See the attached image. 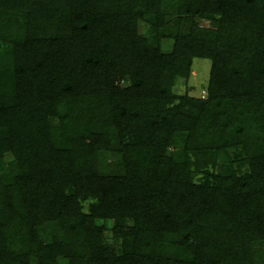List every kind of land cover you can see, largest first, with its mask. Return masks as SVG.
I'll return each instance as SVG.
<instances>
[{"label":"trees","instance_id":"trees-1","mask_svg":"<svg viewBox=\"0 0 264 264\" xmlns=\"http://www.w3.org/2000/svg\"><path fill=\"white\" fill-rule=\"evenodd\" d=\"M194 59L205 98L174 91ZM262 248L264 0H0V264Z\"/></svg>","mask_w":264,"mask_h":264},{"label":"rangeland","instance_id":"rangeland-1","mask_svg":"<svg viewBox=\"0 0 264 264\" xmlns=\"http://www.w3.org/2000/svg\"><path fill=\"white\" fill-rule=\"evenodd\" d=\"M199 24L204 26L207 24L206 21L200 20ZM141 31L144 29L143 25H140ZM171 40L162 41V51L168 52L171 49ZM191 74L189 79L184 80L178 78L176 80L174 91L176 93H188L190 96L195 98H205L206 96V85L209 77L210 61L207 59H194L191 66ZM61 230L56 224H48L43 227L40 232L41 239L44 242H48L52 235H59ZM264 252V248H262Z\"/></svg>","mask_w":264,"mask_h":264}]
</instances>
